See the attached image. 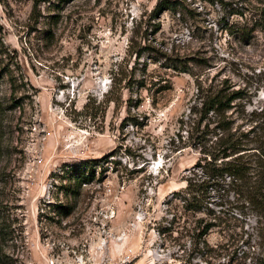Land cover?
<instances>
[{"label":"rangeland","instance_id":"rangeland-1","mask_svg":"<svg viewBox=\"0 0 264 264\" xmlns=\"http://www.w3.org/2000/svg\"><path fill=\"white\" fill-rule=\"evenodd\" d=\"M156 1L0 0V264H249L246 233L197 237L177 192L198 82L243 89L264 142V0ZM99 158L66 194L61 166ZM223 188L208 206L253 233Z\"/></svg>","mask_w":264,"mask_h":264},{"label":"trees","instance_id":"trees-1","mask_svg":"<svg viewBox=\"0 0 264 264\" xmlns=\"http://www.w3.org/2000/svg\"><path fill=\"white\" fill-rule=\"evenodd\" d=\"M181 2L157 0L151 10L152 15L158 16L167 10L175 11ZM132 52L138 56L140 50ZM245 97L243 89L232 88L225 80L206 86L197 83V102L189 109L194 117L187 133L193 142L192 146L199 149L200 157L191 175L185 179L184 190L177 192V195L185 212L204 213L208 217L207 220L204 217L195 219L193 230H197V237L205 236L219 227L234 238L240 227V231L249 238L247 244L252 249V256H242L240 261L249 258V264H264V142L258 143L251 135L252 128L245 127V123L250 121L242 103ZM102 161L99 158L64 163L58 177L67 181L63 186L66 194L68 190L71 198H78L82 184L94 180L96 165ZM226 184L232 185V190L241 198L240 206L236 203L234 209L239 211V216L246 218L243 225H248L246 221L254 218L255 226L251 227L253 233L246 232L238 218L231 216L236 220L233 222L225 211L219 209V213H223L220 215L208 206L213 195L211 191L224 189ZM61 207L64 212L71 208L68 205ZM251 242L256 243V246H252Z\"/></svg>","mask_w":264,"mask_h":264}]
</instances>
